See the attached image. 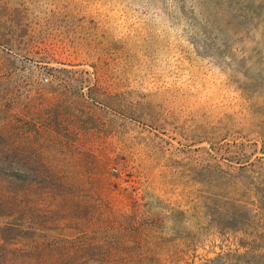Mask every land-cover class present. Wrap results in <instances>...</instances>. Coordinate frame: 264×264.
<instances>
[{
    "label": "rangeland",
    "instance_id": "1",
    "mask_svg": "<svg viewBox=\"0 0 264 264\" xmlns=\"http://www.w3.org/2000/svg\"><path fill=\"white\" fill-rule=\"evenodd\" d=\"M0 264H264V0H0Z\"/></svg>",
    "mask_w": 264,
    "mask_h": 264
}]
</instances>
